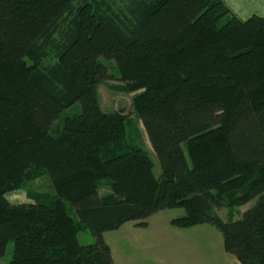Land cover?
I'll use <instances>...</instances> for the list:
<instances>
[{
  "label": "trees",
  "instance_id": "trees-1",
  "mask_svg": "<svg viewBox=\"0 0 264 264\" xmlns=\"http://www.w3.org/2000/svg\"><path fill=\"white\" fill-rule=\"evenodd\" d=\"M102 57L138 93L158 177L127 116L101 107ZM43 175L54 197L8 200ZM256 198L238 220L213 213ZM175 209L172 226L211 224L240 264H264V18L223 0H0V257L13 242L10 264H114L105 233Z\"/></svg>",
  "mask_w": 264,
  "mask_h": 264
},
{
  "label": "rangeland",
  "instance_id": "rangeland-1",
  "mask_svg": "<svg viewBox=\"0 0 264 264\" xmlns=\"http://www.w3.org/2000/svg\"><path fill=\"white\" fill-rule=\"evenodd\" d=\"M101 63L109 67L112 79L99 88L100 104L105 113H121L127 116V144L145 148L155 162L156 176L161 174V166L148 139L142 121L133 108V98L138 93L124 94L114 87L121 86L120 75L114 61L100 58ZM80 103L65 109L62 114L72 115L80 111ZM101 189V195L108 192ZM56 195L49 176L43 175L32 182H24L19 190L8 193V200L13 204L33 203L36 198L51 199ZM258 198L249 204L228 208H215L213 213L224 222L235 221L252 208ZM72 208V207H71ZM72 215L75 217L73 209ZM182 209L161 211L147 220L148 227H137L129 222L119 230L104 234V239L111 249L114 264H240L235 257L224 250L222 234L211 224L200 225L190 229H179L171 225L175 218L183 217ZM82 246L95 243L89 230L79 234ZM15 245L11 242L0 264H10L14 256Z\"/></svg>",
  "mask_w": 264,
  "mask_h": 264
},
{
  "label": "crops",
  "instance_id": "crops-1",
  "mask_svg": "<svg viewBox=\"0 0 264 264\" xmlns=\"http://www.w3.org/2000/svg\"><path fill=\"white\" fill-rule=\"evenodd\" d=\"M242 20L253 16L264 18V0H223Z\"/></svg>",
  "mask_w": 264,
  "mask_h": 264
}]
</instances>
